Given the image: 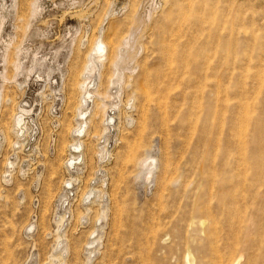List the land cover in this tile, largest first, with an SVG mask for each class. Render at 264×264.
Masks as SVG:
<instances>
[{
  "label": "rangeland",
  "instance_id": "obj_1",
  "mask_svg": "<svg viewBox=\"0 0 264 264\" xmlns=\"http://www.w3.org/2000/svg\"><path fill=\"white\" fill-rule=\"evenodd\" d=\"M0 264H264V0H0Z\"/></svg>",
  "mask_w": 264,
  "mask_h": 264
}]
</instances>
